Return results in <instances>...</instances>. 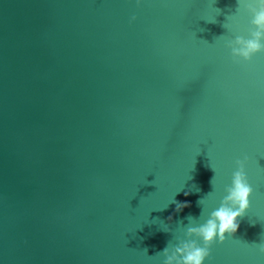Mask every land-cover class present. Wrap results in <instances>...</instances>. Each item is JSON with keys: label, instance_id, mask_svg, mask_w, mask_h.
Masks as SVG:
<instances>
[{"label": "water", "instance_id": "95a60500", "mask_svg": "<svg viewBox=\"0 0 264 264\" xmlns=\"http://www.w3.org/2000/svg\"><path fill=\"white\" fill-rule=\"evenodd\" d=\"M249 2L0 0V264H163L245 155L204 264H264V52L226 46Z\"/></svg>", "mask_w": 264, "mask_h": 264}, {"label": "clouds", "instance_id": "9594fccd", "mask_svg": "<svg viewBox=\"0 0 264 264\" xmlns=\"http://www.w3.org/2000/svg\"><path fill=\"white\" fill-rule=\"evenodd\" d=\"M136 3L139 6L141 0H136ZM237 4L238 7L241 6L240 0H237ZM242 6L251 16L248 38L237 35L234 39H229L226 46L231 49L234 60L250 61L256 54L264 52V0H254ZM135 19V16L131 18L133 21ZM223 27L226 29L225 23ZM247 162V155L236 160V170L232 173L231 184L225 187L226 194L221 199L219 207L210 211L203 222H199L203 209L199 218L188 216L189 222L184 229L183 237H177L175 244L169 242L163 251L156 253V257L164 258L163 264H204L217 240L223 243L227 236L233 237L239 228L238 218H242L249 209L253 193L246 173ZM174 203L176 211L189 206L187 203L175 201ZM168 219L171 221L172 218ZM249 245L264 256V239L261 238L259 243Z\"/></svg>", "mask_w": 264, "mask_h": 264}]
</instances>
